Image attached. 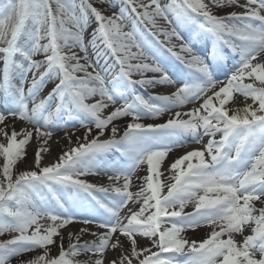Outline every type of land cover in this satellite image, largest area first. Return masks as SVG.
Instances as JSON below:
<instances>
[{"label": "snow or ice", "instance_id": "6c2138e0", "mask_svg": "<svg viewBox=\"0 0 264 264\" xmlns=\"http://www.w3.org/2000/svg\"><path fill=\"white\" fill-rule=\"evenodd\" d=\"M173 23L231 61L223 80L172 43ZM161 47L187 71L173 79ZM158 85L175 90L147 91ZM0 95V264H264V0H122L111 15L93 0H6ZM59 131L68 147L45 163ZM33 141V166L17 171ZM204 225L202 241L183 235Z\"/></svg>", "mask_w": 264, "mask_h": 264}, {"label": "rangeland", "instance_id": "374dc122", "mask_svg": "<svg viewBox=\"0 0 264 264\" xmlns=\"http://www.w3.org/2000/svg\"><path fill=\"white\" fill-rule=\"evenodd\" d=\"M6 0H0V4H3L5 3ZM112 2V7H109L107 4H100L98 2V0H93V3L95 6L97 7H101V8H104L106 9V14L107 15H111L113 11H118L119 8L122 6V0H111ZM163 3H167L168 0H162ZM244 0H241V3H243ZM77 3H79V0H77ZM233 10H241V9H238V8H224V9H214V11L216 12V14L218 15H221V14H224V13H227V12H230V11H233ZM89 16H90V24H89V28H88V32L90 33L92 28L95 27V24H94V18H91V14L89 13ZM170 19H171V16H170ZM132 22V16L130 15L129 16V20H128V24H129V27H130V24ZM158 23L160 25H165V22L163 20H158ZM193 24L191 25H181V26H178L176 25L175 23H173L172 27H175L176 28V31L180 33L181 37L183 38L182 41H178V40H175L173 39L172 43L174 44H177L179 45L181 42L183 43H188L194 50V52L201 56L205 62L207 63V57H206V51H205V46L203 44V42H206V39L202 38L201 35H199V31L198 30H195L194 28H192ZM188 27V28H187ZM185 28H187V30H185ZM125 31L129 30L128 27H126L124 29ZM189 31L191 33V35H187L186 32ZM161 39H163V37H161ZM200 39H201V43L200 42ZM201 44V46L199 45ZM90 52H91V49H89ZM159 59H161L165 66L168 67V62L165 61V57L162 53H160V57ZM101 63H103V61H101ZM109 63H111V60H109ZM169 69V74L173 76V79L176 78V73L178 72H175L171 67H168ZM89 71H91V69H89ZM154 74L151 73V72H148V73H145V76L146 77H151L153 76ZM133 78H140L138 75H135ZM223 80V79H221ZM53 83L52 82H49L45 87L44 89L42 90V92L40 93L39 98H43L44 96L47 95V93L51 90V88L53 87ZM169 89V90H168ZM169 92H168V91ZM175 90V86H172V85H158L156 86L155 88H150L148 89L147 91L150 92V93H158V94H169L171 93L172 91ZM167 91V92H166ZM238 99H242L241 97H237ZM251 102V101H249ZM3 104V98H2V95H0V106H2ZM168 117L167 115H165L164 117L161 118V121L162 120H166ZM124 120H120L118 121V123H120L121 125L124 124ZM148 123H151L153 121L149 120V121H146ZM157 122H160V121H157ZM16 129L19 130L23 124L22 122H19L17 121L16 124ZM75 131V135L72 137L73 141H75L76 139V136H83L84 134V129L83 128H79L78 130H74ZM60 133H63V131H59L56 133L55 136H57L58 134ZM54 136V137H55ZM51 143V142H50ZM198 145H190L189 147H197ZM55 147H56V150H57V154H56V157L55 159L58 158V156L60 155V153L63 151V150H66L67 147H68V141L67 140H62L60 141L58 144H55ZM35 148H36V144H35V141H33L32 143H30V145L27 147V156L25 158V160L22 162V163H19L18 166H17V171L19 170H24V169H27V168H30L33 166V162H34V154H35ZM54 148L52 147L51 145V150H53ZM183 149H178L172 153L169 154V156L167 157V160L165 163H171L176 157L180 156V152L182 151ZM46 159V157H45ZM45 162V161H44ZM163 167H165V164L163 165ZM145 174V166H141V168L137 171V175L138 176H143ZM96 178L97 179H103V180H107L106 177L104 176H95V177H88L89 181L90 182H95L93 181L92 179ZM161 179H163V177H161ZM134 183H137V181L134 180ZM133 191L137 190L135 188L132 189ZM129 207H132V205L130 204ZM138 207V206H137ZM192 210V205H189L185 211L186 212H189ZM92 214H95V213H92ZM123 214V213H122ZM42 223H45L42 221ZM81 227H83V225L79 224V223H74V224H71L69 225L65 230H64V236H65V239H64V243H65V246L67 245V233L69 231H78ZM92 230L93 231H104L103 229H96L95 226L93 225L92 226ZM212 231V228L207 226V225H204V226H201L199 228H197L196 230H188L186 231L183 235L189 239L190 241L191 240H195V241H202L203 239L206 238V236ZM245 234H248V232L246 231ZM0 239H5V236L3 237H0ZM84 239L85 240H92L94 239V237L92 236H84ZM121 239H123V237H121ZM237 239H240L239 236H237ZM139 242L142 246H148L149 245V241L147 239H144V238H139ZM57 243H59V240L57 239ZM126 246H127V242H125ZM155 250V249H153ZM52 252L55 254L57 253V248L56 246H52ZM35 253H28L26 254L25 256H23L21 259H24V260H27L29 259L31 256H33ZM115 255V253H112V252H109L108 253V257L109 259H111L113 256ZM87 257L86 256H81L79 257V259H86ZM13 264H16V261L13 260Z\"/></svg>", "mask_w": 264, "mask_h": 264}, {"label": "bare ground", "instance_id": "6f19581e", "mask_svg": "<svg viewBox=\"0 0 264 264\" xmlns=\"http://www.w3.org/2000/svg\"><path fill=\"white\" fill-rule=\"evenodd\" d=\"M236 11H240V10H236ZM169 90V89H168ZM167 90V91H168ZM166 91V92H167ZM169 92V91H168ZM250 103V102H249ZM188 107H192L191 105H189ZM63 136H64V133H60L58 134L57 136L53 137V141L51 142V145L52 147L54 148L53 150H51L50 154L46 156V159H45V163H49V162H52L55 160V157H56V154L58 153L57 150H56V147H55V144H58L56 143L55 141H62V140H65L63 139ZM190 150V148H189ZM184 152V151H183ZM169 165V163H165V167L164 168H167ZM93 181H95L94 183H107V180H103V179H100V180H94L92 179Z\"/></svg>", "mask_w": 264, "mask_h": 264}, {"label": "trees", "instance_id": "16d2710c", "mask_svg": "<svg viewBox=\"0 0 264 264\" xmlns=\"http://www.w3.org/2000/svg\"><path fill=\"white\" fill-rule=\"evenodd\" d=\"M8 238L7 236H5V239Z\"/></svg>", "mask_w": 264, "mask_h": 264}]
</instances>
